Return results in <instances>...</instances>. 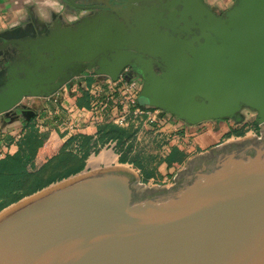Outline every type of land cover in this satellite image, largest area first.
<instances>
[{
  "label": "water",
  "instance_id": "water-1",
  "mask_svg": "<svg viewBox=\"0 0 264 264\" xmlns=\"http://www.w3.org/2000/svg\"><path fill=\"white\" fill-rule=\"evenodd\" d=\"M123 1L97 6L66 38L23 40L22 76L0 88V115L90 61L112 79L134 63L138 101L189 125L238 121L247 107L264 126V0H234L221 15L203 0ZM140 179L86 162L3 208L0 264H264V131L190 157L170 186Z\"/></svg>",
  "mask_w": 264,
  "mask_h": 264
},
{
  "label": "crops",
  "instance_id": "crops-1",
  "mask_svg": "<svg viewBox=\"0 0 264 264\" xmlns=\"http://www.w3.org/2000/svg\"><path fill=\"white\" fill-rule=\"evenodd\" d=\"M77 1L84 6H93V8L107 1L111 2L110 0ZM216 2L217 8L224 9L228 7L225 0L220 2L216 0ZM99 11L91 9L76 10L65 0H0V88L13 78L22 76L20 66L24 60L22 54L23 40H33L40 37L66 38L71 30L76 29L79 24L86 20H90ZM95 78L96 75L93 70L87 69L62 83L50 95L26 96L21 100V105L15 113L8 116L1 114L0 158L6 154H13L18 150V143L23 135L24 126L31 124L39 132H43L48 136L53 131L57 132L62 142L72 139L69 147L73 151L78 149L79 136H89V154L85 159V163L88 162L90 153L95 154L96 151H91V148H95L94 144L99 134L98 127L100 125L89 124V114L85 111L83 113L85 116H77L76 114L73 116V122L78 125L79 130L76 134L61 133L57 125L66 116L67 107L84 109L89 107L88 89ZM214 123L213 121H206L197 124L200 127L197 129L203 128L202 130H204L201 137L199 135L201 140L209 137L208 124L213 126ZM188 127L196 129L195 126ZM129 136L126 138H129ZM100 144L103 145L101 150H110L113 157L109 156L108 160L99 158L96 165L127 164L136 170L147 167V164L142 162L139 154H135L137 151L136 146L128 147L129 149L127 148L123 153H119L124 146L122 141L119 143L116 139L109 138L100 142ZM173 147L186 154L184 146L179 144L168 148L164 154L158 156L157 175H151L149 179H163L167 177L166 174L170 173L171 170L175 171L181 166V164L177 167L168 165L165 161L166 156Z\"/></svg>",
  "mask_w": 264,
  "mask_h": 264
},
{
  "label": "trees",
  "instance_id": "trees-1",
  "mask_svg": "<svg viewBox=\"0 0 264 264\" xmlns=\"http://www.w3.org/2000/svg\"><path fill=\"white\" fill-rule=\"evenodd\" d=\"M98 131L95 144L109 138L121 143L132 132L111 123L100 125ZM234 133L240 135L242 132ZM71 141L72 139L62 142L55 131L48 136L31 124L25 125L18 150L0 158V210L53 182L81 171L89 154L90 138L79 136L76 151L69 147ZM97 151L96 149L95 152ZM184 158L185 154L173 147L165 161L168 165L177 167ZM142 170L144 179L157 175L154 169L141 168V172Z\"/></svg>",
  "mask_w": 264,
  "mask_h": 264
},
{
  "label": "rangeland",
  "instance_id": "rangeland-1",
  "mask_svg": "<svg viewBox=\"0 0 264 264\" xmlns=\"http://www.w3.org/2000/svg\"><path fill=\"white\" fill-rule=\"evenodd\" d=\"M212 6L216 8V0H208ZM221 0H218L220 2ZM226 4L231 5L234 0H225ZM219 9V8H218ZM246 110V111H245ZM245 112V114L243 113ZM166 113L167 122L164 123L161 127L156 126H146L142 123L134 129L133 132L130 133L129 138H124L122 142H127V146L137 148L135 154H139L143 163L147 164L145 169L147 170H156L158 164V156L164 154V152L172 147L175 144H179L180 146H184V150H186L185 158L181 163V166L178 169H181L185 166L186 161L197 154L204 153L209 150L210 147L221 144L225 141H232L239 138H243L246 136H252V131L254 132L257 122L256 113L253 110L243 107L241 113L243 116L240 120H227L221 119L213 121L215 122L213 126L208 124V128L210 130L209 137L201 140V133L204 132L202 129L195 125H189L185 121L173 116L170 113ZM168 114V115H167ZM206 122V121H204ZM256 123V124H255ZM188 126H195L196 129H190ZM202 126V125H201ZM240 131L242 132L238 137L234 132ZM200 135V137H199ZM230 137L227 138V136ZM211 138V139H210ZM132 144V145H131ZM102 144H94L95 148H91V151L98 150L97 152L90 153L88 158V163H93L90 166L95 168L97 161L99 158L103 159V156L109 154L108 156H112L110 150H101ZM109 147V146H108ZM118 147V146H117ZM128 148V149H129ZM118 151V150H117ZM140 160V161H141ZM93 161V162H91ZM123 166L132 168L130 165L123 164ZM172 171L166 174L167 177L160 180H151L149 178H143V170L134 169L135 173L140 176V182H142L145 186L155 187V186H170L173 181V177L175 176L177 170Z\"/></svg>",
  "mask_w": 264,
  "mask_h": 264
},
{
  "label": "built area",
  "instance_id": "built-area-1",
  "mask_svg": "<svg viewBox=\"0 0 264 264\" xmlns=\"http://www.w3.org/2000/svg\"><path fill=\"white\" fill-rule=\"evenodd\" d=\"M140 88L141 80L130 76L126 67L115 79L107 75H96L88 89L89 107L87 109L67 107L66 116L57 127L61 133L76 134L79 130L78 125L73 122V116L74 114L85 116L83 115L85 112L89 114V124L96 126L111 123L132 132L141 123L151 127L163 126L167 122L166 113L159 108L141 104L138 101ZM127 148V142H125L119 153H123Z\"/></svg>",
  "mask_w": 264,
  "mask_h": 264
},
{
  "label": "flooded vegetation",
  "instance_id": "flooded-vegetation-1",
  "mask_svg": "<svg viewBox=\"0 0 264 264\" xmlns=\"http://www.w3.org/2000/svg\"><path fill=\"white\" fill-rule=\"evenodd\" d=\"M111 2H112V4H123V0H110ZM217 15H221L222 13H223V11L226 9V8H224V9H218L217 7L215 8V6H212L210 3H209V1L208 0H203ZM135 2H136V4L137 5H143V4H148V5H151V3H149V2H147V1H144V0H141V1H138V0H135ZM156 6H154L155 8H156V10H159V11H162V7H160L159 5H158V1H156ZM96 6H98V5H96ZM91 10H93V11H95V10H100V8H98V7H94L93 9H91ZM100 58V59H99ZM98 59H99V61L101 60V57H99ZM98 61V60H97ZM133 62V61H132ZM100 65H102V66H105V65H103V64H100ZM158 64L157 65H155V67H156V70H157V68H158ZM127 69H128V74L130 75V76H135V75H137V77H139V79H141V76L138 74V69H137V67H136V65L134 64V63H130V64H128V65H126L125 66ZM88 68H94V66H91V63H90V61H86V62H84V61H78V62H75L74 64H73V66H72V68H71V71L72 72H83V71H85V70H87ZM246 111V110H245ZM244 114H245V112H243ZM256 120V118L253 120V121H255ZM256 124V123H255ZM257 127L255 128V130H254V132L252 131V136H259L263 131H264V126H261V125H256ZM228 137H230V135H228L227 136V138ZM235 137H238V135L237 136H235Z\"/></svg>",
  "mask_w": 264,
  "mask_h": 264
},
{
  "label": "bare ground",
  "instance_id": "bare-ground-1",
  "mask_svg": "<svg viewBox=\"0 0 264 264\" xmlns=\"http://www.w3.org/2000/svg\"><path fill=\"white\" fill-rule=\"evenodd\" d=\"M109 154H106V155H104L103 156V160H108V158H109V156H108ZM101 158H102V156H101ZM91 162H93V161H91ZM93 165V163H90V165Z\"/></svg>",
  "mask_w": 264,
  "mask_h": 264
}]
</instances>
